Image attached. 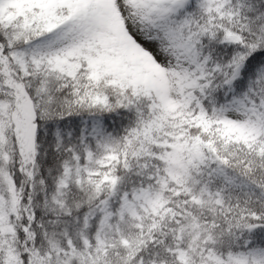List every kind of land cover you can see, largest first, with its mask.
Listing matches in <instances>:
<instances>
[{
	"label": "snow or ice",
	"instance_id": "1",
	"mask_svg": "<svg viewBox=\"0 0 264 264\" xmlns=\"http://www.w3.org/2000/svg\"><path fill=\"white\" fill-rule=\"evenodd\" d=\"M0 264H264V0H0Z\"/></svg>",
	"mask_w": 264,
	"mask_h": 264
}]
</instances>
